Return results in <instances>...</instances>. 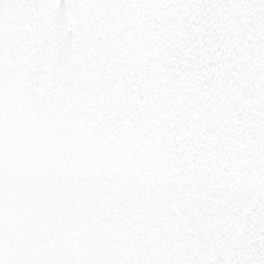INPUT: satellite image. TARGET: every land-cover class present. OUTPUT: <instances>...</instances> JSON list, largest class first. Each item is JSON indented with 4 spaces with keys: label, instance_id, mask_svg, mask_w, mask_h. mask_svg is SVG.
Segmentation results:
<instances>
[{
    "label": "snow or ice",
    "instance_id": "obj_1",
    "mask_svg": "<svg viewBox=\"0 0 264 264\" xmlns=\"http://www.w3.org/2000/svg\"><path fill=\"white\" fill-rule=\"evenodd\" d=\"M0 264H264V0H0Z\"/></svg>",
    "mask_w": 264,
    "mask_h": 264
}]
</instances>
